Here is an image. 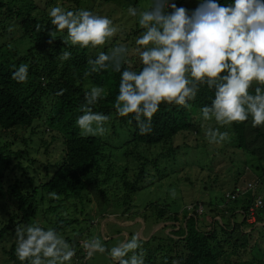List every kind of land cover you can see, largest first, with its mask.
Returning <instances> with one entry per match:
<instances>
[{
  "label": "trees",
  "instance_id": "16d2710c",
  "mask_svg": "<svg viewBox=\"0 0 264 264\" xmlns=\"http://www.w3.org/2000/svg\"><path fill=\"white\" fill-rule=\"evenodd\" d=\"M67 1L61 4L58 0H0V138L4 133L13 136V142L19 140L20 143H36L37 137L31 133H34L37 124L50 130L53 128L48 126L67 130L71 125L64 114L70 112L75 101L70 96L85 100V88L93 82L85 75L74 77L70 66L66 61H61L58 55L62 50L76 49L75 59L71 64L78 65L79 61H84L81 59L83 54L91 59L96 56L97 50L89 48L87 51L79 47L65 46L61 38L66 33H59L51 45L47 43L50 39L48 32L52 30L48 15L51 7L59 5L73 11L86 9L109 18L122 16L114 23L122 29V35L134 50V40L142 30L136 18L128 16L127 9L129 5L144 9L151 3V0ZM174 2L178 7L183 6L191 11L200 0ZM218 2L223 4L230 0ZM117 6H120V13L115 14ZM37 24L40 25V31H36ZM15 32L20 33L18 37ZM28 38L29 51L33 52L28 80L25 82L29 85L26 86L13 80L12 73L15 71L14 66L18 67L27 60L17 46ZM113 44L118 45L117 40ZM78 50H83V54ZM126 61L123 67L134 70L141 67L140 63L133 66L134 61H129L128 57ZM116 84L119 85L118 82ZM104 88L108 89L109 86L105 85ZM252 91L254 93V89ZM61 92L62 94H58ZM117 95L118 89L107 92L101 98L100 107L110 108ZM213 95L206 86H202L195 100L189 102L190 109L161 104L160 110L153 117L152 131L149 134L141 135L136 122L130 116L114 122L112 131L103 137L73 135L66 141L62 164L57 160L45 159L38 168L35 164L39 159H33L30 165H24L25 154L28 152L22 147L14 149L13 144L0 139V165L7 166L10 170L4 176L0 172L3 177L0 180V254L6 257L0 258L2 264H21L15 255L16 226L35 223L33 220L39 217L40 221L37 223L42 227H54L61 233L68 223L81 227L84 221L86 226L82 228L83 232L95 218L91 216L87 222L86 218L81 217L82 214L90 216L86 211V202L95 194L99 212L112 211L107 208L106 203L110 199L109 194L100 187V182L106 183L109 176L100 177L99 174L108 173L114 167L125 170L123 175L126 178V190L119 203L124 214L128 217L141 216L150 209V216L154 220H174L179 226V229H171V232H165V227L160 228L148 239L140 238L145 259L150 264H173L174 260L178 264H264V225H256L264 222V145L259 143V138L264 136V127H253L251 117L244 123H234L230 128H220L221 131H229L230 140L213 147L212 150L230 155L232 168H235L231 170L232 177L235 174L240 176L246 167L251 168L256 178L252 187L235 185L231 192L238 191L239 197L225 201V194L222 193L215 198V203L212 201L211 204L216 211L214 215L220 218L213 220V225L207 230L200 226L196 211L192 215H189L188 209L169 214L168 204L174 203L176 198L184 199V195L190 194V191L187 193L178 185L181 181L176 175L178 166L181 164L186 168L187 165H198V161L204 165L203 156L211 150L207 148L209 143L204 131L219 126L214 119L203 120L200 109L210 104ZM192 114L200 116V121H194ZM183 129L196 134L204 133L197 149L194 148L199 153L197 159L194 158L195 162L194 159L191 161L186 157L187 161L180 163L181 157L185 158L195 145L185 142L177 149L172 145V137ZM25 130L29 132L28 137L21 136ZM55 140V135H47L40 137L38 143L49 147ZM183 151L185 155L182 154ZM140 160L142 162L138 163ZM135 166L137 169L132 171ZM206 166L210 167V164L207 163ZM15 168L22 173L12 174ZM127 171L133 172V180L127 179L130 174ZM147 177L151 178L150 183H146ZM164 177H172L174 186L178 185L174 197L172 191L166 192L162 199L155 196L154 189L149 190L155 178L163 181ZM25 180L30 184L29 191L26 190ZM209 188H217V185L212 184ZM244 190L248 192L247 195H241ZM50 193H55L59 198L53 199ZM257 196L263 200V205L256 209V221L250 222V207L254 205ZM169 197L174 199L170 200ZM220 197L224 199L223 202ZM222 203H225L223 207ZM72 211L75 215H72ZM152 226H146L148 231H151ZM120 228L116 225V230L112 232L121 231ZM127 230L131 236L137 232L135 228ZM255 230H258L257 235H254ZM75 239L76 237L67 238L76 248L78 240ZM115 239L118 240L117 243L120 242L119 238ZM108 241L105 246L111 248Z\"/></svg>",
  "mask_w": 264,
  "mask_h": 264
},
{
  "label": "clouds",
  "instance_id": "9594fccd",
  "mask_svg": "<svg viewBox=\"0 0 264 264\" xmlns=\"http://www.w3.org/2000/svg\"><path fill=\"white\" fill-rule=\"evenodd\" d=\"M58 2L63 4L68 1ZM127 14L136 18L142 30L134 40V50L122 35V29L114 23L122 18L120 15L109 18L91 10H66L59 5L51 7L48 12L52 25V30L48 32L49 45L57 39L59 32L66 33L61 38L65 46L98 51L90 59L84 56L83 50H78L83 54L81 59L84 61L70 66L74 77L85 75L93 82L85 88V100L70 96L75 101L70 112L64 116L70 120L71 126L67 130L58 128L56 132L63 136L56 159L60 164L64 163L66 141L73 135L103 137L112 131L114 122L130 116L141 135L149 134L153 117L161 104L190 109L189 102L195 100L202 86H206L214 95L210 104L200 109L201 117L203 120L214 119L219 126L204 131L208 143L218 146L228 142L229 131H221L220 128L244 123L249 117L253 127H264V0H230L223 4L218 0H200L191 11L183 6L178 7L174 0H151L144 9L129 5ZM36 31H40L39 24ZM116 40L118 45L114 46ZM136 55L141 65L139 70L123 67L127 57L129 61H135ZM58 57L67 62L72 53L62 50ZM14 67L12 79L18 83L27 82L29 65ZM108 69L120 73L119 85L106 83L96 74ZM105 85L109 88L105 89ZM115 89H118L115 103L110 108H101V98ZM204 133L180 130L172 137V145L176 149L183 145L185 142L175 144L176 137L182 136L184 139L190 138L197 149L196 142L201 141L200 136ZM259 143L264 145V136L259 138ZM120 169L114 167L111 171ZM149 180L146 178V183H150ZM49 195L53 199L59 198L55 193ZM172 195L175 196L174 190ZM237 197L239 193L235 191L227 192L225 198ZM92 199L96 202V194L88 202L91 203ZM262 205L263 200L257 196L248 215V219L253 220L251 222L256 221V209ZM188 208L187 205L175 211L169 208V214ZM109 212L112 213H100L96 203L95 211L90 216L100 215L104 220L103 226L110 222L118 223L119 217L113 211ZM121 215L126 217L123 212ZM219 218L217 216L213 220ZM35 220L40 221V218ZM147 220L150 221L143 217L145 228ZM86 221H89V217ZM159 222L165 223L164 227H169V230L179 229L174 220ZM95 223L93 220L90 226ZM119 226L126 240L111 248H107L100 238L93 239L89 234L90 240L80 243L85 236L82 235L83 227L79 226L76 248L54 227L45 228L39 223L16 226L15 255L21 264H87L97 252L106 253L114 264H150L142 249L141 232L137 230L131 236L127 229L135 228L133 225L123 223ZM173 264H178V261L174 260Z\"/></svg>",
  "mask_w": 264,
  "mask_h": 264
},
{
  "label": "rangeland",
  "instance_id": "374dc122",
  "mask_svg": "<svg viewBox=\"0 0 264 264\" xmlns=\"http://www.w3.org/2000/svg\"><path fill=\"white\" fill-rule=\"evenodd\" d=\"M149 5V3H148ZM117 12L120 13V6L116 7V10L114 11V13L116 14ZM16 37L19 36V33H16ZM59 34V32L57 33V35ZM123 34V32H122ZM8 38V37H6ZM9 40V39H8ZM14 46V45H12ZM29 46H30V39H26L25 42H23L21 45L17 46V48L20 49L22 54L26 55L27 60L25 62H23L22 64H28L29 66L31 65V61H32V52L33 51H29ZM76 49L71 48L70 52L72 53V57L70 60L67 61V65L71 66V61H73L75 59L74 54L76 53ZM136 61H138L137 64H139V59H137ZM135 61L132 62V65H137ZM90 69V66H89ZM100 78L102 81H105L106 83H117L120 82V73L114 72L111 69L108 70H104V71H100L98 72ZM23 85L28 86L29 83H22ZM193 113V112H192ZM191 118H195L194 121H200V116L196 115V114H192ZM50 128H53V130H50L49 128L41 125V124H37V127L34 130V133H31L32 135H36V143L33 142H26V143H20V142H13L14 137L10 136L9 134H4L2 133V136L0 139H2L3 142H9L10 144H13V148L17 149V148H24L28 153L25 154V160H24V165H30L33 159H39V162H37L35 164V167H41V161L45 160V159H53L56 160L58 159L57 155L60 153L61 147H62V141H63V136L61 135V133H56L58 127H52V126H48ZM27 130H25L21 136L22 137H28L29 132H26ZM47 135H49L51 137V135H55V137L57 138V140H55L54 142H52L50 144L49 147H46L44 144H40L38 143L40 141V137H46ZM200 138H202L200 136ZM184 142H187L191 145H194L193 143H191L190 138L188 139H184L182 136H178L175 139V144H183ZM15 143V144H14ZM198 143V145L200 144V141L197 140L196 144ZM198 147V146H197ZM216 148V145L213 144H208L207 148L211 149L209 150L210 152L208 154H206V156H203L205 159V163L204 165L198 161V165H187L186 168L183 167V165H179L178 166V178H181V181L179 182V185L185 189V192H189V195H184V199H180V198H171L169 197L170 200L174 199L175 202L172 204H168L169 208L173 209V211H175L176 209H181L182 207H184L185 205H187L189 208V214L192 215L194 214V211H197V215H198V220L200 222V226L205 228L206 230L211 228V226L213 225V219L216 218L217 216L214 215L216 213L215 210H213L212 208V204L211 202L215 199L218 198L222 193L225 194L226 197V193L227 192H231V189L234 188V186H238V187H245V186H249L252 187V184L256 182V178L254 177L253 173H252V169L246 167L245 172H243L240 176H238L237 174H235L233 177L231 176V170L235 169L232 168V164H231V160H230V155L229 154H225L224 152L218 153L216 151H213L212 149ZM206 148V149H207ZM224 151V148H223ZM231 151V150H230ZM188 153V152H187ZM183 155H185L184 151L182 152ZM201 154V153H200ZM182 156V155H181ZM199 156V153L196 152V150L194 149V147L192 148V150L189 151L188 155L184 156L185 158H183V156L181 157V161L180 163H184L185 161H187L188 157L189 159H197L196 157ZM185 159V160H183ZM183 160V161H182ZM142 162V160L138 161V163ZM252 162V161H249ZM209 163L210 167H207L206 164ZM201 166H206V168H201ZM32 168V166H31ZM31 168L29 170H31ZM136 168L132 170L134 171ZM9 168L7 166H1L0 165V172L3 174V176L5 175V173L9 172ZM132 171H127L130 172L129 176L127 179H131L133 180V172ZM123 172H125L124 169H120L119 171H109L108 173H100L99 176L100 177H107L109 176V179L107 180L106 183H104L103 181H101L100 183L102 185H100L101 188L105 189V192H107L109 194V200L106 202L107 203V208H110L118 218V223H115V227L116 225H120L123 223H130L131 225H133L135 227V229H138L139 232H141L140 234V238L141 237H147V239L152 235V233L158 231L160 228H164V226H166L165 223L163 222H159L158 220H154V218H152L151 215V211L152 210H148L147 212H145L144 214H142L141 216H134V217H126L122 216V206L120 204H118L119 201H121L122 196L124 194V191L126 190V178H124ZM14 173H18L21 174L22 171L18 170L17 168L12 170V174ZM5 178V177H4ZM203 178V180H201ZM3 177L0 174V180H2ZM7 179V176H6ZM151 179L150 177H147V180ZM173 178L172 177H164L163 181L158 180V178H155L153 185L150 187L149 190H155V196L156 197H162V199L165 197L166 192L168 191H175L176 193V189H175V184L172 183ZM191 180L193 182H191ZM253 182V183H252ZM25 185H26V190H31L30 188V184L27 180H25ZM215 184L217 185V188H209L210 185ZM200 187V188H198ZM148 189V188H146ZM144 191H140V193H143ZM171 192V193H172ZM254 192V190L252 191ZM216 193V194H215ZM248 193L246 190H244V192L241 195H244ZM251 194V193H250ZM247 195V194H246ZM39 197L41 196V194L38 195ZM240 196V194H239ZM211 198V200H210ZM220 199L222 200V202L224 201V199L222 197H220ZM227 201V198L226 200ZM215 203V201H213ZM217 202H219V200H217ZM221 203V202H220ZM87 208L88 210H86L87 212H90V214H92V212L94 213L95 208H96V202L93 201L92 202H86ZM223 205H225V203L221 205V207H223ZM181 206V207H179ZM103 209V208H102ZM105 209V208H104ZM105 213L109 214L112 212L109 211H105ZM140 212V211H139ZM69 214V213H68ZM71 214V212H70ZM72 215H75V213L72 211ZM173 215V213H172ZM94 216V221L96 222L94 224V226H87L86 230L83 231L82 235L85 236L83 240L80 241V243H84L87 240H90V238L88 237V234L90 236H93L92 238H100L101 242L103 244H105L106 241H108L110 238H108V234L109 230L111 229H107L106 225L103 226L102 223L104 222L103 218L100 217V215H91ZM89 216V219L90 217ZM147 218L150 221H146V226L148 225V228H150L152 226V224H154L156 222V224H154L152 226L151 231H148V228H145V223L143 221V217ZM81 217L83 219L88 218L87 215L82 214ZM127 221V222H126ZM250 222L253 220H249ZM33 222L37 223V220H34ZM86 224V222L82 221V225ZM108 224V223H107ZM263 225L264 223H257L256 225ZM86 226V225H84ZM81 226L80 228L84 227ZM98 226V227H97ZM171 226V225H169ZM78 225H72L69 224L67 225V227H65V229L61 232L62 235H64V237L67 239L68 237L73 238L76 237V233H78V230L80 231V228L77 230ZM146 230H145V229ZM248 230H250V227L248 228ZM161 231V230H160ZM164 231L166 232H171L169 230V227H165ZM100 232L104 235V237L101 236ZM123 233H125V229H123ZM143 233V235H142ZM146 233V234H145ZM79 234V233H78ZM258 234V230H255L254 235ZM178 237H180L179 235H177ZM113 237H118V236H114ZM107 238V239H106ZM131 238V237H130ZM127 238V239H130ZM126 240V239H124ZM122 239H120V242L124 241ZM119 242V243H120ZM229 247V246H228ZM84 253L85 250H84ZM262 257V256H261ZM0 258L1 259H5V255L4 254H0ZM3 261H0V264H2ZM114 264V262L112 260L109 259L108 255L105 254H101V253H95L88 261L87 264ZM74 264H76L74 262Z\"/></svg>",
  "mask_w": 264,
  "mask_h": 264
},
{
  "label": "crops",
  "instance_id": "0c3cea01",
  "mask_svg": "<svg viewBox=\"0 0 264 264\" xmlns=\"http://www.w3.org/2000/svg\"><path fill=\"white\" fill-rule=\"evenodd\" d=\"M106 225V228L109 230V229H113V230H116V227H115V224L114 223H112V222H110V223H108V224H105ZM138 230V229H137ZM109 233L110 234H108V238H110L109 239V241H108V245H110V246H113V245H115L116 243H117V239H115V238H119V241H120V239H122V240H124L126 237L125 236H123L122 235V228H121V231H118V232H112V231H110L109 230ZM113 235L115 236H118V237H113ZM107 239V238H106ZM117 244H119V243H117ZM116 244V245H117ZM92 264H94V263H92Z\"/></svg>",
  "mask_w": 264,
  "mask_h": 264
}]
</instances>
